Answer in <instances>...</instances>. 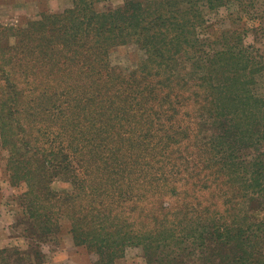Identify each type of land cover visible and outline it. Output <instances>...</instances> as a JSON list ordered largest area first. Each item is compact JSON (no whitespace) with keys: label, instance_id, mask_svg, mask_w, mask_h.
Returning a JSON list of instances; mask_svg holds the SVG:
<instances>
[{"label":"trees","instance_id":"1","mask_svg":"<svg viewBox=\"0 0 264 264\" xmlns=\"http://www.w3.org/2000/svg\"><path fill=\"white\" fill-rule=\"evenodd\" d=\"M104 1L0 24V137L24 217L46 236L66 217L94 264L129 247L146 264H264V44L206 21L236 4L227 16L264 37L249 7L264 0ZM127 45L143 53L128 71L110 62Z\"/></svg>","mask_w":264,"mask_h":264},{"label":"rangeland","instance_id":"2","mask_svg":"<svg viewBox=\"0 0 264 264\" xmlns=\"http://www.w3.org/2000/svg\"><path fill=\"white\" fill-rule=\"evenodd\" d=\"M123 0H109L96 4L98 11H108L120 7ZM72 6V0H0V24L6 27L23 28L30 21L39 20L44 14L60 13ZM250 13L260 9L264 11V3L260 2L254 8L249 6ZM236 4L230 9L221 7L215 12L206 14V21L213 26L214 31L226 29L249 28L246 42L264 44L261 37L251 25L256 22L234 21L227 16L228 12L235 11ZM264 13V12H263ZM253 14V13H252ZM10 43L13 39H10ZM143 53L136 45L119 46L110 52V62L122 70L132 69L142 58ZM256 93L264 96V80L256 87ZM247 153L252 154L253 151ZM9 151L3 145L0 137V264H17V257L23 258L26 263L27 254L32 256L31 263L40 260L42 264H94L97 257L89 249L75 245L70 230L71 223L66 218L61 219L59 233L46 236L32 225L23 215L20 197L23 196L25 184L23 182L12 185L9 179ZM57 189H67L68 185L56 183ZM25 252L26 255H22ZM38 260V261H39ZM116 264H146L140 248L129 247Z\"/></svg>","mask_w":264,"mask_h":264}]
</instances>
